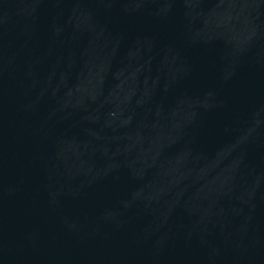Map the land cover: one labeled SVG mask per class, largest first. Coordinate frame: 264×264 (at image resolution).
I'll return each instance as SVG.
<instances>
[{"label":"water","instance_id":"1","mask_svg":"<svg viewBox=\"0 0 264 264\" xmlns=\"http://www.w3.org/2000/svg\"><path fill=\"white\" fill-rule=\"evenodd\" d=\"M0 264H264V0H0Z\"/></svg>","mask_w":264,"mask_h":264}]
</instances>
